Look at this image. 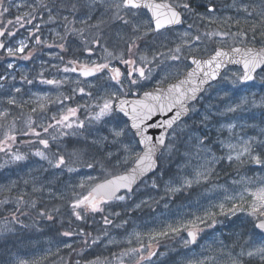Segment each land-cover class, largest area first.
<instances>
[{
	"label": "snow or ice",
	"instance_id": "6c2138e0",
	"mask_svg": "<svg viewBox=\"0 0 264 264\" xmlns=\"http://www.w3.org/2000/svg\"><path fill=\"white\" fill-rule=\"evenodd\" d=\"M14 6L17 9L28 7L31 11L17 15L14 20H9L4 27H0V37L15 35V31H5L9 25L15 24L21 29L29 25L31 28L27 37L18 41V46H6L4 41L0 40V49H4L8 57H17L19 54V58L28 60L35 51L33 47V50L26 52L29 45L25 41L28 38H32L34 45L57 47L62 52L69 50L70 37L79 38L82 50L89 54V59L81 61L75 58L65 62L64 57L56 53L53 55L58 56L64 67L62 69L58 65L52 67L63 73H79L80 77H91L100 81L98 85H88L89 88L95 87V92H86L84 87H78L73 88V95L78 92L93 100V103L83 106L87 107L89 112L86 117L88 123L107 126L109 135L93 139L92 145H99L100 148L116 146V151H105L99 158L93 154L91 162L83 160L86 153L79 149L67 154L62 150L52 152L50 144L57 142L60 136L67 135L68 132L65 130H73L72 134H76L75 130L85 127L86 121L80 120L77 116L78 109L82 106L66 107L60 113L51 116L50 123L37 124L32 114L47 111L44 101L48 99L46 95L37 96V106L31 108V114L24 120L26 131H22L17 127L20 117L11 120L9 117L12 115V108L23 109L29 102L19 101L16 97L21 93V88H14L6 98L0 99V103L8 106L0 110V153L6 157L3 163H0V168L28 159V154L14 148L20 136L33 137L31 140L20 141L21 143L42 146L35 148L31 155L47 161L51 169L74 173L77 168L73 165L78 164L90 169H95L99 165L105 175L112 178L105 179L101 183H95V177L91 176L82 179L75 186L80 191L73 190L67 199L71 217L76 221H83L89 214L103 213L105 206L112 202L131 200L137 183L160 166L158 161L163 158L164 153L178 152L177 145L182 144L187 149L182 154L184 163L177 166V175L165 183V197L176 196L194 186L209 185L205 192L215 193L216 202L204 196L203 198L208 200L207 204L198 200L186 206L182 205L184 210L178 211L175 219L160 220L158 227L147 233H130L131 239L128 242L132 243L134 239L138 246L129 247L118 256L113 254V260L117 264H125L127 257L133 259L134 264H153V258L157 256L154 244L160 240L179 239L185 249H190L199 242L205 229H214L218 217L231 216L239 219L237 214H244L240 226L250 225L247 229L249 235L239 246V251H236L235 242L231 246L222 244L220 250V257H224L222 261L217 256L199 259L193 254L187 264H264V176H240L239 179L231 181L230 187L213 183V177L217 175L216 168L221 164L234 168L237 174L246 165H256L264 169V138H260L264 136V130H261L258 136L244 138L245 134L242 130L246 125L235 121L221 123L217 132L227 131L228 135H218L211 143H209L210 135L193 131L196 125L207 127L213 122L214 117H227L232 120L228 114L239 112L248 103L247 98H241L239 103L225 104L218 112L212 111V105H205L204 112L200 113L196 103L204 92L211 89L218 94L222 93L219 98L223 101L226 98L230 99L229 93L224 91L226 82L232 85H244L248 81H255L257 76L264 81V0L251 4L245 3L244 0H233V3L227 6L235 8L237 15L244 18L245 24L248 23L247 17L258 16L259 21L252 23L249 28H241L239 18L233 20L231 16L215 15L217 7L214 0H208L203 5V12L193 8L192 0H83V3L77 0L76 3H71L70 7L66 0H36L35 7L31 4ZM0 8H2L0 17L10 12V7L3 6V0H0ZM65 8L74 17L72 20H69L68 16L60 15ZM38 10L41 15L47 13V20L42 23L63 21L62 34L51 30L53 36L61 43L48 44L46 39H42L41 23H34ZM97 12L99 16L95 17L96 22L90 23ZM189 14L194 15L198 22L196 34L193 35L191 31L193 24H188L187 29L179 33L181 42L175 47H168V36L177 26H184ZM76 24L81 26L75 27ZM200 24L203 25L204 31L199 30ZM109 25L112 27L119 25L116 33L118 43L112 45V50H109V40L104 33V28ZM213 25L219 26L213 28ZM233 25L237 27V31L231 30ZM87 32L93 33L90 38L86 35ZM257 32H259V41H257ZM149 36L153 39L142 51L140 44L146 43ZM206 41L211 42L215 47L210 51L205 47L203 51L207 55H201V45ZM257 43L260 47H256ZM97 48L103 52V55L98 60H93L91 55L95 54ZM114 61L122 65L123 70L119 66H114ZM229 65H238L239 69L228 75L226 73ZM7 67L12 69L13 63H9ZM21 79L29 85L33 83L27 76H22ZM5 80L6 76H0V81ZM39 80L42 84L60 87L69 81V77L46 79L42 71ZM81 82L76 81L77 84ZM152 82H155L154 86L146 89L145 86ZM2 88L4 84L0 83V89ZM71 99L72 96H63L64 101ZM261 106H264V100ZM157 114L168 115L161 121L153 122ZM190 115H199V119L192 125L184 123ZM38 128L41 131H38ZM149 129H162V131L158 135H150ZM42 134L47 138H42ZM125 140L128 142L125 143ZM217 145L222 152L221 155L213 151ZM121 152L123 156L119 155ZM193 160L197 163L193 164ZM129 164L132 165L130 168L127 167ZM115 169L123 171L119 175H113ZM187 169L191 171L187 172ZM56 180L58 177L54 176L51 182ZM23 183L27 185L29 180L24 179ZM33 184H35L34 180ZM16 185L17 181H10L7 186L0 185V190H11ZM145 186L149 187V185ZM150 187L158 190L159 185L155 179ZM32 190L36 192L41 189L34 186ZM121 190H124L123 194ZM48 191L51 192V189ZM25 195L21 193L15 196L16 211L5 218L0 225V231H11L10 222H19L16 213L19 212L21 205L33 208L36 206L35 201L31 203L26 201ZM57 198L65 200L63 194ZM150 202L151 198L142 200L134 207L139 209ZM8 204L9 200H0V205ZM227 204H231V207H226ZM164 207L168 209L169 205L165 204ZM49 211H59V209ZM40 215L46 216L48 220L53 219V216L45 211L40 212ZM114 215L119 216L120 213ZM103 223L112 225L113 221L108 216H104ZM121 226L117 225V227ZM61 235L84 236L87 246L95 245L101 239L100 236L92 238L89 245L88 238L91 237V233H86L83 229L79 232L64 231ZM107 235L105 231L103 236ZM240 235H243V232ZM109 243L115 241L109 240ZM64 246L72 247L70 244ZM159 255L163 256L164 253ZM17 264H38V261L18 260ZM89 264H108V261L107 258L101 261L97 257Z\"/></svg>",
	"mask_w": 264,
	"mask_h": 264
},
{
	"label": "rangeland",
	"instance_id": "374dc122",
	"mask_svg": "<svg viewBox=\"0 0 264 264\" xmlns=\"http://www.w3.org/2000/svg\"><path fill=\"white\" fill-rule=\"evenodd\" d=\"M67 4L76 3L77 0H66ZM208 0H196L193 1V8L196 11L203 12V9L197 8L199 4H206ZM217 10L215 15L219 17L231 16L233 20L241 18L238 16L235 8L227 7L233 3V0H214ZM245 3H259V0H244ZM79 3H83V0H79ZM28 5L31 4L35 7L36 0H3L4 7H10V12L0 17V27H4L9 20H14L17 15H22L25 11H31L28 7H21L17 9L14 5ZM2 11V8H0ZM37 19L34 23H41V36L42 39H46L48 44H59L61 41L56 39L51 30L63 33V21L57 20L54 23H42V21L47 20V13H43L38 10ZM61 16H68L69 20L74 17L65 8L60 13ZM99 16V12L95 13L93 20L90 23H95V17ZM82 18V17H77ZM249 17H247L248 19ZM244 19L241 20V22ZM231 23V22H230ZM188 24H193L191 29L192 34L195 35L197 32L196 18L194 15L189 14L186 17V22L183 27L179 26L173 30V33L168 36L167 45L168 47H175L176 44L180 43L179 33H182L187 29ZM75 27H80L81 25L76 24ZM219 25H213V28ZM235 25L232 26L231 30H234ZM223 27V26H221ZM31 26L26 25L25 28L21 29L18 25H9L5 31H15V35L12 37L5 36V42L7 46L16 47L18 46V41L25 39L27 37L28 30ZM119 29V25L116 27L106 26L104 28V33L109 40V50H112V45L118 43V37L116 35ZM200 31H204V27L200 24ZM94 31V30H93ZM92 32H87L86 35L90 38ZM257 34H259L257 32ZM251 32H249V37ZM257 36V35H256ZM259 36V35H258ZM152 37L147 38L146 43H141L140 48L143 51L147 44L152 41ZM29 47L26 50L31 51L35 47L33 56L24 60L17 57H8L5 50L1 52L0 55V76H6L5 81H0L4 84V88L0 89V99L6 98L8 94H11V90L14 88H21V93L17 94V99L19 101H28L23 109L12 108V115L9 120L15 117H20L17 121V127L22 131H26L24 127V120L27 119L28 115L31 114V108L36 107V97L37 96H47L48 99L44 101L47 105V111L37 112L32 114L33 119L37 124L40 123H50V117L54 114H58L63 111L66 107H76L81 105L82 107L78 109L77 116L80 120H85L88 117L89 112L87 107H83L87 104L93 103L92 99H89L87 95L76 93L73 95V88L84 87L87 91L95 92V87L89 88L88 85H98L99 80L93 78H83L80 77L78 73H63L53 68L52 65H58L60 69L64 67L58 56L53 55L58 53L64 57V61L70 59L78 58L81 61H86L89 59V54L83 52L80 40L77 37H70L68 42V51L62 52L57 47L48 48L46 45H34L32 38H28L25 41ZM159 43V41H157ZM231 45V41H229ZM259 44V43H257ZM205 47H208L209 51L211 48L215 47L211 42L206 41L201 45V55H206L203 51ZM26 54V53H25ZM103 55V52L97 48L95 54L91 55V59L98 60L99 57ZM151 55V53H149ZM13 63V68L9 69L7 65ZM114 66H119L123 70V66L119 65L118 62H113ZM239 68H229L227 69L228 75L232 72L237 71ZM43 71L44 78L46 79H63L64 76L69 77V81L60 87L54 85H47L40 83L39 75ZM22 76H27L29 80H32L31 85L27 84L21 79ZM159 79V77H157ZM80 80L81 83L77 84L76 81ZM155 82L149 83L145 88H150L154 86ZM224 91L229 93L230 99L226 98L223 101L219 98L222 93H217L211 89L207 90L202 98L196 103V107L199 109L200 113L204 112L205 105H212V111L218 112L222 110L225 104L228 103H239L241 98H247L248 103L243 106V108L235 113L228 114L232 117L229 120L227 117H214L213 122L207 127L203 125H196L193 127L194 132L200 134L210 135V141H215L218 135L227 136V131L223 133H218L217 128L221 123L238 122L240 124L246 125L243 128L244 138L249 136H258L261 130H264V106H261L262 100H264V81L257 76L255 81L250 83L246 82L244 85L236 84L232 85L229 82L225 83ZM36 94V95H33ZM72 96L71 100L64 101L63 96ZM51 101V102H49ZM4 107H8L4 103H0V110ZM199 119V115H191L185 122L193 123ZM41 131V129H37ZM68 132L67 135L60 136L57 142H52L50 148L52 152L58 150L64 151L65 154L72 152L74 149L82 150L86 153L83 156V160L91 162V157L93 154L99 158L105 151H116V146H110L108 148H100L99 145H92V140L99 137L109 135L107 131V126L96 123H88L86 121L85 127L83 129L75 130L76 134H72L73 130H65ZM240 131V129H237ZM42 138H47L42 134ZM260 138H264L261 136ZM31 136H20L15 149L28 154V159L18 164L8 165L5 168H0V185L7 186L10 181H17V185L11 190H0V200H9L7 206L0 205V225L9 217V214L16 211V205L14 203V198L21 193H25L24 199L29 203L35 201L36 206L29 207L27 205H21L19 212L16 213L19 222H10L9 228L11 231L3 232L0 231V264H17L18 260L32 261L37 260L38 264H89L91 261H95L97 257L101 261L107 258L108 264H117L113 260V254L117 256L129 247H137L138 244L133 239L132 243H129L130 233L140 232L147 233L152 229L158 227L160 220L175 219L178 211H183L184 208L181 206L188 205L190 202L201 201L207 204L208 200L204 199V196L212 199L216 202L215 193H206L205 189L209 185L204 186H194L192 189L179 193L173 197H165L164 188L165 183L170 179H173L177 175V166L184 163L183 153L187 150L184 145L178 144V152L174 153H164L163 158L160 160L162 162V168L159 174L153 175L150 180L145 179L136 187L135 194L131 200L125 201H115L105 206L106 210L103 213L89 214L85 220L82 221L80 225L82 228L74 229L73 225L69 222L54 220H48L46 216H41L40 212L45 211L48 214L55 211H49L54 209H59L58 215L61 219H66L70 215V209L68 208L67 199L71 196L73 190L79 192L80 189L75 186L80 183L82 179L87 177H95V183L108 177L105 175L104 171L99 165L95 169L87 168L86 166L73 165L77 168L74 173H68L66 170L57 171L51 169L47 161L41 160L39 157L32 156L31 153L37 147H42L38 144L29 145L21 143L20 141L31 140ZM80 139V143L76 140ZM109 139L111 137L109 136ZM186 140L187 137L185 136ZM127 143L128 141H124ZM60 144V145H58ZM99 149V151H97ZM139 150V149H137ZM217 155H221L222 152L219 150V146L213 148ZM119 155L123 156L121 152ZM6 159L3 153H0V163ZM193 164L197 163L196 160L192 161ZM131 164L127 165L129 167ZM122 169H115L113 174L122 172ZM191 169H187L190 172ZM187 172L185 174H187ZM217 175L213 177V183L225 184L226 186H231V181L233 179H239L240 176L248 177H260L264 176V169H260L256 165H246L237 174L234 168L225 167L223 164L218 165L216 168ZM58 177V180L53 181V177ZM24 179H28L29 183L25 185L23 183ZM156 180L159 188L152 189L150 187L151 182ZM33 180L35 184H33ZM145 185H149L146 187ZM41 189L40 191L33 192V187ZM43 186V187H41ZM51 189V192L48 191ZM122 192L121 194H123ZM63 194L65 200H60L57 197ZM222 196V193H221ZM161 197H164L161 199ZM149 204L142 205L139 209L135 208L134 205L142 200H149ZM39 200L43 202L38 203ZM158 201V203H157ZM168 204L169 208L165 209L164 205ZM115 206L117 208H115ZM226 207H231V204H227ZM27 210V211H26ZM137 211V212H134ZM35 217V222L33 225L28 224L25 219L24 214H28ZM119 212L120 215L116 216L114 213ZM239 217V223L234 226L231 222L233 217L231 216H220L218 217V223L215 225L214 229H205V232L201 234L199 242L191 246L190 249H185L182 246V241L179 239H162L157 244H154V248L157 251V256L153 258V264H187L188 259L192 258L193 254L199 259H204L205 257L217 256L221 261L224 257H220L221 246L229 245L231 246L234 242L236 244V251H239V246L244 243L248 238L249 232L248 228L250 225L245 227L240 226V221L244 219V214H237ZM53 216V215H52ZM108 216L109 219L113 221L112 225H105L103 223V217ZM127 223H124V222ZM117 225H122L117 227ZM86 226V227H85ZM83 229L86 233H91V237L88 239V244L91 245L92 238L100 236V241L95 245L87 246L85 244V237L80 235H74L71 237H64L61 235L64 231L79 232ZM241 231H246L245 237L240 235ZM107 232V236H103L104 232ZM109 240L115 241V243H109ZM82 242V247L85 248L83 259L80 261L78 259L73 260L71 256V250L74 251V256H78L81 253L82 247L78 244ZM147 243V240H145ZM70 244L71 248H67L64 245ZM159 253H164L163 256ZM125 264H134L133 259L125 258Z\"/></svg>",
	"mask_w": 264,
	"mask_h": 264
},
{
	"label": "trees",
	"instance_id": "16d2710c",
	"mask_svg": "<svg viewBox=\"0 0 264 264\" xmlns=\"http://www.w3.org/2000/svg\"><path fill=\"white\" fill-rule=\"evenodd\" d=\"M193 1H196V0H192V2ZM204 5V4H203ZM203 5H202V3L201 4H199L198 6H197V8H200V9H203ZM241 20L242 19H244L243 17H241L240 18ZM248 23L247 24H245L243 21L241 22V25H240V27L241 28H249L250 27V25L252 24V23H256V22H258L259 21V17L258 16H253V17H249L248 19ZM234 30H236L237 31V27L236 26H234V28H233ZM259 33V32H258ZM257 35V41H259V39H260V37L258 36L259 34H256ZM250 37H251V35H250ZM193 123H189V125H192ZM79 143H80V139H76ZM58 145H60V144H58ZM162 162H160V167H159V170L155 173L156 175L157 174H159V171H160V169L162 168ZM155 174H153V175H155ZM153 175L152 176H150V177H148L147 178V180H150L152 177H153ZM41 202H43L42 200H39L38 201V203H41ZM106 208V207H105ZM115 208H117L116 206H115ZM106 210V209H105ZM27 211V210H26ZM107 211V210H106ZM134 212H137V211H135L134 210ZM28 214H24L25 215V219L27 220V222H28V224H30V225H33V223L35 222V217H34V215L33 216H30L29 215V212H27ZM52 213V215H53V219L52 220H54L55 222H59L60 220L61 221H65V222H69L70 224H72L73 225V227H74V229H76V231H77V228H82L80 225L82 224V221H79L80 223V225L78 224V222L75 220V218L74 217H71V216H69V217H67L66 219H61V216H59L58 215V211H55V212H51ZM231 222H232V224L234 225V226H237V224L239 223V219L237 218V217H233L232 219H231ZM86 227V226H85ZM240 232H243V235L242 236H244L245 237V233H246V231H241L240 230ZM89 239V238H88ZM82 242L80 243V244H78V246L79 247H82ZM82 249H84L85 250V248L84 247H82ZM84 250L83 251H81V253L78 255V256H74V251L73 250H71V252H70V254H71V256H73V260H76V259H78L79 261L81 260V259H83V256H84V254H85V252H84Z\"/></svg>",
	"mask_w": 264,
	"mask_h": 264
},
{
	"label": "water",
	"instance_id": "95a60500",
	"mask_svg": "<svg viewBox=\"0 0 264 264\" xmlns=\"http://www.w3.org/2000/svg\"><path fill=\"white\" fill-rule=\"evenodd\" d=\"M177 27H179V26H177ZM0 40H3V37H0ZM4 43H5V42H4ZM235 46H239V45H235ZM249 46H252V45L249 44ZM256 47H260V44H256ZM2 50H3V49H0V51H2ZM231 67H237V68H239L238 65H229V66H227V69H228V68H231ZM78 74H79V73H78ZM150 88H152V87H150ZM150 88H148V89H150ZM202 95H203V94H202ZM133 98H135V97H133ZM167 115H168V114H165V115L157 114V115L153 118V122H155V121H161V120L165 119ZM160 131H162V129H149L148 134H150V135H158ZM158 163H159V161H158ZM131 166H132V165H130L129 168H130ZM158 168H159V167H158ZM158 168L155 169V170H154L153 172H151L150 174H148L146 177H148V176L154 174V173L158 170ZM121 173H122V172H119V173H116V174H113V175H119V174H121ZM111 178H112L111 176H108V177H106V178H104V179L98 181L97 183H101V182H103L105 179H111ZM144 179H145V178H144ZM144 179H143V180H144ZM143 180H142V181H143ZM142 181L138 182L137 185H136L135 187H137ZM122 192H124V190H121V193H122Z\"/></svg>",
	"mask_w": 264,
	"mask_h": 264
},
{
	"label": "flooded vegetation",
	"instance_id": "af4514ba",
	"mask_svg": "<svg viewBox=\"0 0 264 264\" xmlns=\"http://www.w3.org/2000/svg\"><path fill=\"white\" fill-rule=\"evenodd\" d=\"M3 40H4V42H5V36H4ZM5 43H6V42H5ZM6 44H7V43H6ZM3 51H4V50H3ZM3 51H0V55H1V52H3ZM187 120H188V118L185 119L184 123H185Z\"/></svg>",
	"mask_w": 264,
	"mask_h": 264
}]
</instances>
